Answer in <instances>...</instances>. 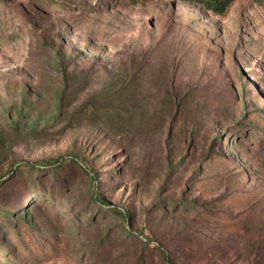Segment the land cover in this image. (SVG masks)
Returning a JSON list of instances; mask_svg holds the SVG:
<instances>
[{
  "label": "rangeland",
  "instance_id": "1",
  "mask_svg": "<svg viewBox=\"0 0 264 264\" xmlns=\"http://www.w3.org/2000/svg\"><path fill=\"white\" fill-rule=\"evenodd\" d=\"M0 264H264V0H0Z\"/></svg>",
  "mask_w": 264,
  "mask_h": 264
},
{
  "label": "trees",
  "instance_id": "2",
  "mask_svg": "<svg viewBox=\"0 0 264 264\" xmlns=\"http://www.w3.org/2000/svg\"><path fill=\"white\" fill-rule=\"evenodd\" d=\"M147 1V0H143ZM193 1L202 4L206 9L211 10L213 13L221 14L228 8L234 0H184ZM259 1V0H256Z\"/></svg>",
  "mask_w": 264,
  "mask_h": 264
}]
</instances>
